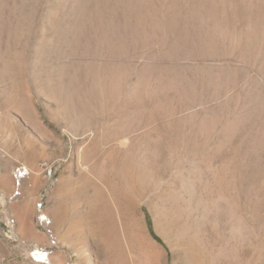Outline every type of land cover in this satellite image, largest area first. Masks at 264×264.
I'll list each match as a JSON object with an SVG mask.
<instances>
[{
  "label": "rangeland",
  "instance_id": "374dc122",
  "mask_svg": "<svg viewBox=\"0 0 264 264\" xmlns=\"http://www.w3.org/2000/svg\"><path fill=\"white\" fill-rule=\"evenodd\" d=\"M0 264H264V0H0Z\"/></svg>",
  "mask_w": 264,
  "mask_h": 264
},
{
  "label": "built area",
  "instance_id": "2783aa9c",
  "mask_svg": "<svg viewBox=\"0 0 264 264\" xmlns=\"http://www.w3.org/2000/svg\"><path fill=\"white\" fill-rule=\"evenodd\" d=\"M50 168H51V167H49L47 164H43V165L41 166V170L44 171V172L50 171Z\"/></svg>",
  "mask_w": 264,
  "mask_h": 264
},
{
  "label": "bare ground",
  "instance_id": "6f19581e",
  "mask_svg": "<svg viewBox=\"0 0 264 264\" xmlns=\"http://www.w3.org/2000/svg\"><path fill=\"white\" fill-rule=\"evenodd\" d=\"M43 219H44V218H43ZM43 219H42V220H43ZM104 227H105V226H104ZM108 227H109V226H107V228H108ZM107 228L105 227V229H107ZM109 228H110V227H109ZM107 230H108V229H107ZM107 230H106V231H107ZM109 230H110V229H109ZM104 232H105V230H104ZM110 232H111V230H110ZM110 232H109V233H110ZM107 233H108V232H107ZM103 234H105V233H103ZM110 235H111V234H110ZM110 235H109V236H110ZM104 237H107V236H104ZM98 243H99V242H98ZM104 243H105V239H104ZM109 243H110V242H109ZM42 255H43V254H42Z\"/></svg>",
  "mask_w": 264,
  "mask_h": 264
}]
</instances>
